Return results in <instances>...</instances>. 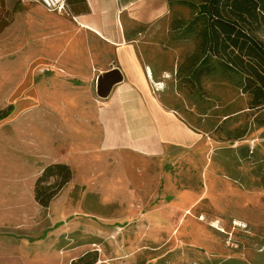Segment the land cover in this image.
<instances>
[{
    "label": "crops",
    "instance_id": "crops-1",
    "mask_svg": "<svg viewBox=\"0 0 264 264\" xmlns=\"http://www.w3.org/2000/svg\"><path fill=\"white\" fill-rule=\"evenodd\" d=\"M69 7L76 20L49 12L33 0H0V34L29 36L36 24L48 34L53 32L48 49L56 57L55 66L79 88L61 94L54 106H29L34 95L26 96L27 112L42 116L33 119L42 132L33 136L29 152L23 144L26 161L8 159L0 173V264L50 258L52 262L33 264H68L88 252L80 241L83 236L75 234L81 221L66 222L67 208L61 202L64 208L53 211L63 193L48 207L34 199L35 180L46 165L71 166L61 154L52 153V144L77 147L78 168L83 171L77 180L82 183L97 175L100 145L108 149L107 156L120 150L138 158L140 172L131 176L144 180L140 188H146L147 179L156 181L157 189L150 193L160 196L146 218L149 227L160 225L158 212L168 214L165 218L174 227L183 224L206 191L199 186L205 182L208 188L212 181L219 188L225 177L208 133L183 117L186 99L178 107L169 98L173 94L167 84L190 77L195 44L184 32V27L190 29V21L184 23L190 19V0H69ZM111 73L117 81L106 96H100L98 84ZM156 83L164 89L154 90ZM10 105L12 110L0 125L19 112L14 101L6 108ZM151 162L157 165L155 176L150 173ZM73 179L72 171L68 184ZM28 207L41 210L43 216L20 215ZM181 211L186 214L180 217Z\"/></svg>",
    "mask_w": 264,
    "mask_h": 264
},
{
    "label": "rangeland",
    "instance_id": "rangeland-1",
    "mask_svg": "<svg viewBox=\"0 0 264 264\" xmlns=\"http://www.w3.org/2000/svg\"><path fill=\"white\" fill-rule=\"evenodd\" d=\"M197 2L190 0V19L185 24L194 16L191 3ZM184 32L194 41L190 29L184 27ZM51 33L36 24L29 36L0 34V108L5 109L9 101L20 107L8 123L0 125V173L8 159L26 161L23 153L28 154L33 136L42 132L39 121L33 123L42 116L27 112L26 96L34 95L29 106H54L61 94L79 90L55 66L56 57L48 49V41L54 39ZM167 87L176 98L169 97L174 105L181 107L179 101L186 99L185 104L182 101L183 117L210 136L214 158L225 176L220 187L212 181L208 188L205 182L199 186L205 193L195 208L184 213L190 218L178 227L163 212L155 220L160 225L149 227L146 218L160 196L150 193L156 191V181L147 179L146 188H140L144 180L131 176L140 172L138 158L120 150L107 156L108 149L100 145L97 175L82 183L77 180L83 173L78 168L77 147L58 143L51 145L52 153L61 154L71 164L75 179L60 191L63 198L53 203V211L64 208L62 203L67 208L66 222L81 221L75 234L83 236L79 239L88 252L96 250L94 264H264V110L247 109L246 94L219 72L203 79L199 90L191 87L190 79ZM156 166L150 163L152 176L158 173ZM34 208L19 213L43 216ZM52 261L29 260L32 264Z\"/></svg>",
    "mask_w": 264,
    "mask_h": 264
},
{
    "label": "trees",
    "instance_id": "trees-1",
    "mask_svg": "<svg viewBox=\"0 0 264 264\" xmlns=\"http://www.w3.org/2000/svg\"><path fill=\"white\" fill-rule=\"evenodd\" d=\"M191 4L194 27L190 30L195 42L191 87L199 90L203 79L219 72L246 94L249 110H264V0H198ZM11 110V105L0 110V119ZM71 178L69 165H46L34 183L35 201L48 207ZM74 261L94 264L96 253L87 252Z\"/></svg>",
    "mask_w": 264,
    "mask_h": 264
},
{
    "label": "built area",
    "instance_id": "built-area-1",
    "mask_svg": "<svg viewBox=\"0 0 264 264\" xmlns=\"http://www.w3.org/2000/svg\"><path fill=\"white\" fill-rule=\"evenodd\" d=\"M39 3L43 8L49 12H55L57 14L70 17L73 20H76L69 7V0H33ZM162 88L159 87V84L156 83L153 86L154 90Z\"/></svg>",
    "mask_w": 264,
    "mask_h": 264
},
{
    "label": "water",
    "instance_id": "water-1",
    "mask_svg": "<svg viewBox=\"0 0 264 264\" xmlns=\"http://www.w3.org/2000/svg\"><path fill=\"white\" fill-rule=\"evenodd\" d=\"M111 74H105L104 78L106 79L105 82L102 84L101 82H99L98 84V94L100 96H106L111 88V86L117 81V79L115 78H111L110 76Z\"/></svg>",
    "mask_w": 264,
    "mask_h": 264
},
{
    "label": "bare ground",
    "instance_id": "bare-ground-1",
    "mask_svg": "<svg viewBox=\"0 0 264 264\" xmlns=\"http://www.w3.org/2000/svg\"><path fill=\"white\" fill-rule=\"evenodd\" d=\"M213 224H215L214 222H213ZM216 224H219V222H216ZM235 224L236 225H240V223H239V221H235ZM222 229V228H221ZM223 230V229H222Z\"/></svg>",
    "mask_w": 264,
    "mask_h": 264
}]
</instances>
